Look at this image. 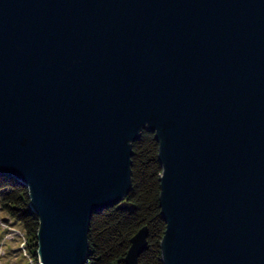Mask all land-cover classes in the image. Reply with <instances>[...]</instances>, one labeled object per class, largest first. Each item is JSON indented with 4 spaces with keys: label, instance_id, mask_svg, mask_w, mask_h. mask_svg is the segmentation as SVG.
<instances>
[{
    "label": "water",
    "instance_id": "95a60500",
    "mask_svg": "<svg viewBox=\"0 0 264 264\" xmlns=\"http://www.w3.org/2000/svg\"><path fill=\"white\" fill-rule=\"evenodd\" d=\"M144 130L163 264H264V0H0V175L28 188L37 264L88 262Z\"/></svg>",
    "mask_w": 264,
    "mask_h": 264
},
{
    "label": "trees",
    "instance_id": "16d2710c",
    "mask_svg": "<svg viewBox=\"0 0 264 264\" xmlns=\"http://www.w3.org/2000/svg\"><path fill=\"white\" fill-rule=\"evenodd\" d=\"M132 190L122 205L106 208L93 215L86 264H125L131 239L144 226L149 229L148 249L140 264H163L161 241L166 222L159 202L162 166L155 133L144 130L133 144ZM0 204L11 218L22 224L26 242L35 264L39 218L30 207L29 191L21 182L0 175Z\"/></svg>",
    "mask_w": 264,
    "mask_h": 264
},
{
    "label": "rangeland",
    "instance_id": "374dc122",
    "mask_svg": "<svg viewBox=\"0 0 264 264\" xmlns=\"http://www.w3.org/2000/svg\"><path fill=\"white\" fill-rule=\"evenodd\" d=\"M26 242L22 224L0 204V264H35Z\"/></svg>",
    "mask_w": 264,
    "mask_h": 264
}]
</instances>
